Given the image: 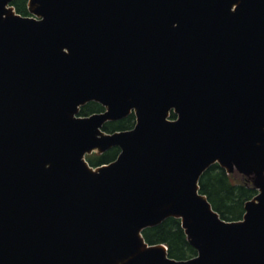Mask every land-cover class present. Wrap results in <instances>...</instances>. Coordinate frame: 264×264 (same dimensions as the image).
<instances>
[{
	"label": "water",
	"instance_id": "95a60500",
	"mask_svg": "<svg viewBox=\"0 0 264 264\" xmlns=\"http://www.w3.org/2000/svg\"><path fill=\"white\" fill-rule=\"evenodd\" d=\"M14 1L0 0V264H264V0H28L29 16ZM92 102L105 110L82 116ZM214 165L258 191L240 220L201 192ZM170 218L196 256L147 241Z\"/></svg>",
	"mask_w": 264,
	"mask_h": 264
},
{
	"label": "trees",
	"instance_id": "16d2710c",
	"mask_svg": "<svg viewBox=\"0 0 264 264\" xmlns=\"http://www.w3.org/2000/svg\"><path fill=\"white\" fill-rule=\"evenodd\" d=\"M28 0H16L13 5L17 12L29 16ZM105 109L96 102L89 103L82 111V116H90L94 113L103 112ZM173 119L177 115L173 113ZM136 124L135 115L120 122L109 123L105 131L111 133L118 130L132 129ZM121 150L114 148L105 155L88 158L93 166L110 163L117 159ZM201 192L206 194L222 218L229 221H236L243 218L245 214V204L258 194L252 184L248 183L238 174L228 175L219 165L211 167L202 177ZM145 238L150 244H164L168 247L169 256L176 260H187L197 255V251L192 247L182 228L180 220L170 218L162 225L150 228L144 232Z\"/></svg>",
	"mask_w": 264,
	"mask_h": 264
},
{
	"label": "flooded vegetation",
	"instance_id": "af4514ba",
	"mask_svg": "<svg viewBox=\"0 0 264 264\" xmlns=\"http://www.w3.org/2000/svg\"><path fill=\"white\" fill-rule=\"evenodd\" d=\"M28 5V4H27ZM99 113V112H98ZM117 122H120V121H117ZM110 123H116V122H110ZM109 124V123H108ZM108 124H106V125H108ZM106 125H105V127H106ZM105 127H104V130H105ZM118 131H121V130H118ZM107 132V131H106ZM109 133V132H108ZM111 133H113V132H111ZM111 151V150H110ZM109 152V151H108ZM107 153V152H106ZM105 153V154H106ZM96 156H102V155H105V154H98V153H94ZM94 154H92V155H94ZM89 156H91V155H89ZM88 156V157H89ZM89 160V159H88Z\"/></svg>",
	"mask_w": 264,
	"mask_h": 264
},
{
	"label": "rangeland",
	"instance_id": "374dc122",
	"mask_svg": "<svg viewBox=\"0 0 264 264\" xmlns=\"http://www.w3.org/2000/svg\"><path fill=\"white\" fill-rule=\"evenodd\" d=\"M95 157L96 155L94 154V155L89 156L88 158H95Z\"/></svg>",
	"mask_w": 264,
	"mask_h": 264
}]
</instances>
